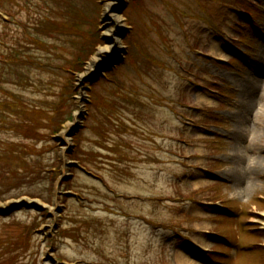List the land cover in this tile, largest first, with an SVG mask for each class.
<instances>
[{"label": "rangeland", "instance_id": "rangeland-1", "mask_svg": "<svg viewBox=\"0 0 264 264\" xmlns=\"http://www.w3.org/2000/svg\"><path fill=\"white\" fill-rule=\"evenodd\" d=\"M99 4L101 43L77 80L92 78L89 84L110 89L97 99L116 102L104 108L101 101L105 114L91 115L80 132L89 162L81 170L67 167L71 184L57 207L27 195L0 201L5 260L264 264V102L251 109L239 88L264 59V0H127L119 10L125 25L121 54L95 71L90 63L108 44L105 0ZM252 77L263 80L264 73ZM43 79L54 86L35 80L45 91L11 87L47 109L58 106L64 79ZM116 81L128 98L116 97ZM86 89L73 96L74 115H87ZM11 129L3 131L4 140L30 143ZM55 139L31 141L37 145L31 159L46 165L58 156L77 163L70 156L75 142L68 151L67 142ZM33 192L40 195V188ZM223 202L234 217L219 215ZM11 203L42 205L54 215L22 207L5 214ZM32 230L27 254L13 252L25 247L21 237ZM217 234L232 248L216 246Z\"/></svg>", "mask_w": 264, "mask_h": 264}, {"label": "trees", "instance_id": "trees-1", "mask_svg": "<svg viewBox=\"0 0 264 264\" xmlns=\"http://www.w3.org/2000/svg\"><path fill=\"white\" fill-rule=\"evenodd\" d=\"M99 1L0 0V12L8 18L0 19V201L27 195L47 204L53 202L62 160L57 156L51 163L44 165L32 159L42 140L48 142L47 138H50L55 143L54 136L60 133L67 121L72 120L74 107L71 103L76 75L84 71L100 42ZM46 74L65 81L59 96L61 104L51 105L50 109L31 102L23 93L11 87L45 91L35 80L46 87H53V82L48 83L43 79ZM116 83L120 94H126L122 86H118L120 83ZM95 87L91 85L90 116L105 114L101 110L103 102L107 105L104 108L116 102L114 99L101 100V103L97 97L104 96L110 90L101 85L99 88L104 92L100 94ZM121 97L128 98L124 95ZM66 105L68 110H64ZM9 126L18 135H24V139L30 143L22 145L4 140L1 136ZM31 141L37 145L32 147ZM74 142L76 149L70 155L71 159L85 168L89 160L82 150V133L74 137ZM89 155L93 156V153ZM66 184H71V181L67 180L64 186ZM38 187L40 195L33 192V188L35 190ZM13 190L18 191L8 197L7 194ZM34 230L24 232L21 242L25 243V247L14 249L13 252L27 254ZM5 249L0 252V264H15L11 259L5 260Z\"/></svg>", "mask_w": 264, "mask_h": 264}, {"label": "bare ground", "instance_id": "bare-ground-1", "mask_svg": "<svg viewBox=\"0 0 264 264\" xmlns=\"http://www.w3.org/2000/svg\"><path fill=\"white\" fill-rule=\"evenodd\" d=\"M126 1L127 0H105L104 25L106 29L104 35L108 44L104 48H101L94 56L90 63V70L100 71L103 65H108L110 63L109 58L117 57L121 54L122 46L120 35L124 31L125 25L122 17L119 15V10ZM222 57V60L228 61L226 56ZM257 71L261 73V75L264 73V59L256 61L252 66L251 74H248V78L244 82L239 83V88L243 97L246 99L249 98V106H251V109L255 108V105L264 102V79L259 80L258 78L252 77V74ZM80 116L81 112L78 111L75 116V122L69 123L62 133L63 139H67L68 134L71 133L75 124L80 119ZM237 131H239V129H237Z\"/></svg>", "mask_w": 264, "mask_h": 264}, {"label": "water", "instance_id": "water-1", "mask_svg": "<svg viewBox=\"0 0 264 264\" xmlns=\"http://www.w3.org/2000/svg\"><path fill=\"white\" fill-rule=\"evenodd\" d=\"M72 136H73V134L72 133H70L69 134V138H72ZM70 165H72L71 163H69V166ZM60 185H58V190H57V192L59 193V191H60ZM19 207H27V208H38L39 206H35V205H31V206H27V205H25V204H22V205H18V206H16V208H19Z\"/></svg>", "mask_w": 264, "mask_h": 264}]
</instances>
